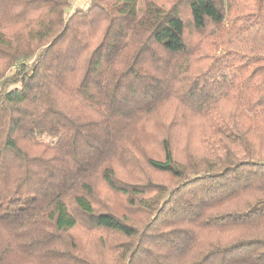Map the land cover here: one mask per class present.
I'll return each instance as SVG.
<instances>
[{"label":"trees","instance_id":"16d2710c","mask_svg":"<svg viewBox=\"0 0 264 264\" xmlns=\"http://www.w3.org/2000/svg\"><path fill=\"white\" fill-rule=\"evenodd\" d=\"M74 1L0 0V264H264V56L233 49L199 67L188 42L250 33L264 0ZM168 104L217 121L210 151L178 160L164 123L162 156L141 148ZM134 150L170 183L118 177ZM78 225L118 235L115 258L85 254Z\"/></svg>","mask_w":264,"mask_h":264},{"label":"rangeland","instance_id":"374dc122","mask_svg":"<svg viewBox=\"0 0 264 264\" xmlns=\"http://www.w3.org/2000/svg\"><path fill=\"white\" fill-rule=\"evenodd\" d=\"M168 3H172L173 0H160ZM164 2V3H165ZM89 0H75L72 5V10L77 6H82L83 9H87ZM250 33L245 35H238L236 32L229 30V27L224 28V37L217 42L209 38V34L197 35L189 34L188 42L194 46L200 52L197 55V66H203L206 64V55L210 53H216L220 56L223 53L229 52V50H236L248 55L260 54L264 56V24L260 27H254L250 30ZM226 36V37H225ZM223 40V41H221ZM195 70H197L195 68ZM193 70V71H195ZM233 95L237 94V91H233ZM74 109L78 108L73 103H69ZM179 106L176 104H168L157 115L152 116L147 123V131L149 134L143 138L141 148L151 154L162 156V150L160 148L161 139L164 136L165 129L160 123L171 125L172 144L175 156L180 161H185L187 150L197 151L200 147V152L206 153L210 151L211 140L210 126L217 124L213 119L194 118L188 108L183 107L177 109ZM236 107V104L225 103L221 105V110L225 112L232 111ZM256 127V125H255ZM259 135V134H258ZM156 136V137H155ZM23 148L30 151L31 154L44 153L46 156L53 155L52 151H48L40 143H28L21 142ZM135 159L126 158L122 162L114 161V167L118 177L122 180L135 181L137 179H143L146 175H149L155 182L169 184V177L156 173L144 167L142 157L139 156L135 150ZM141 158V159H139ZM97 194L101 200L109 203L115 211H122L125 207L124 198L116 195L103 181L97 182ZM73 212V206H70ZM71 235L75 238L80 248L85 254H87L92 260L95 261H109L111 262L115 258V251L118 244L121 243V238L115 234H109L105 231H91L78 225L72 230ZM31 264H41L39 259L33 261Z\"/></svg>","mask_w":264,"mask_h":264}]
</instances>
